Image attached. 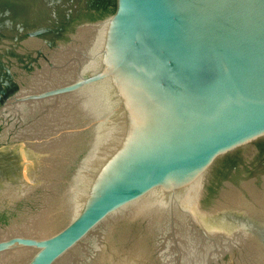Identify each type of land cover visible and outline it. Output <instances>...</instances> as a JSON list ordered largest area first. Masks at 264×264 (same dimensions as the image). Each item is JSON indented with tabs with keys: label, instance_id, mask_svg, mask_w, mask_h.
<instances>
[{
	"label": "water",
	"instance_id": "1",
	"mask_svg": "<svg viewBox=\"0 0 264 264\" xmlns=\"http://www.w3.org/2000/svg\"><path fill=\"white\" fill-rule=\"evenodd\" d=\"M0 264H264V0H0Z\"/></svg>",
	"mask_w": 264,
	"mask_h": 264
}]
</instances>
